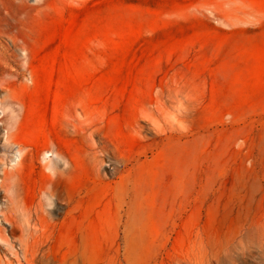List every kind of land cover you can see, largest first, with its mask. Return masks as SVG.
<instances>
[{
  "label": "rangeland",
  "instance_id": "rangeland-1",
  "mask_svg": "<svg viewBox=\"0 0 264 264\" xmlns=\"http://www.w3.org/2000/svg\"><path fill=\"white\" fill-rule=\"evenodd\" d=\"M0 264H264V0H0Z\"/></svg>",
  "mask_w": 264,
  "mask_h": 264
},
{
  "label": "bare ground",
  "instance_id": "bare-ground-1",
  "mask_svg": "<svg viewBox=\"0 0 264 264\" xmlns=\"http://www.w3.org/2000/svg\"><path fill=\"white\" fill-rule=\"evenodd\" d=\"M20 159H21V152L19 150H17L16 154H15V160L20 161Z\"/></svg>",
  "mask_w": 264,
  "mask_h": 264
}]
</instances>
